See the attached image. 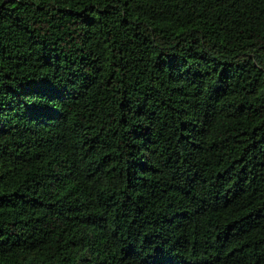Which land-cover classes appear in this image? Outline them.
<instances>
[{"label":"trees","instance_id":"1","mask_svg":"<svg viewBox=\"0 0 264 264\" xmlns=\"http://www.w3.org/2000/svg\"><path fill=\"white\" fill-rule=\"evenodd\" d=\"M0 264H264V0H0Z\"/></svg>","mask_w":264,"mask_h":264}]
</instances>
